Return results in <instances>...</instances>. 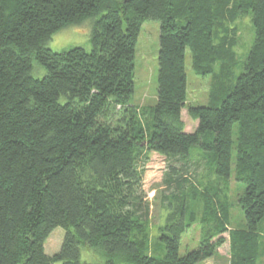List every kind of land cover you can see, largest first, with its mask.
<instances>
[{"label":"trees","instance_id":"trees-1","mask_svg":"<svg viewBox=\"0 0 264 264\" xmlns=\"http://www.w3.org/2000/svg\"><path fill=\"white\" fill-rule=\"evenodd\" d=\"M248 16L255 36L236 76ZM91 19L90 51L48 47ZM148 21L160 23V54L158 102L146 111L131 100ZM188 53L193 71L211 77L208 105L188 107ZM152 154L168 162L164 183L178 194L161 199L162 258L148 246L141 163ZM195 160L214 176L203 188L183 175ZM232 166L245 186L236 203L220 186L229 189ZM233 208L246 229L230 232L231 264H255L264 250V0H0V264H200L224 246ZM194 225L200 245L181 256ZM57 228L64 240L50 256ZM83 250L101 261H83Z\"/></svg>","mask_w":264,"mask_h":264},{"label":"rangeland","instance_id":"rangeland-1","mask_svg":"<svg viewBox=\"0 0 264 264\" xmlns=\"http://www.w3.org/2000/svg\"><path fill=\"white\" fill-rule=\"evenodd\" d=\"M93 25V19L87 20L82 25L67 27L58 33L54 34L48 42V47L55 52H62L68 49L82 47L87 51L91 50L90 35ZM239 48L237 49L239 64L235 70V75L238 76L243 72L246 58L250 52L254 41V28L251 23V17L247 20H242L239 24ZM252 34V35H251ZM252 36V37H251ZM159 54H160V23L157 21H148L144 24L136 49L135 59V94L131 100V105L149 111L155 107L158 102L159 88ZM186 70L188 75V107L194 105H208L211 97L212 81L211 77H203L197 75L192 68L190 54L186 62ZM45 74L42 70L39 74L33 73L35 77L41 78ZM213 80V79H212ZM183 119L187 125L189 132L195 131L197 122L190 119L188 110L183 112ZM200 149L192 148L190 154H199ZM144 169V189L147 195V201L151 204V226L148 238V246L151 253L155 257L165 256L164 245L156 241L159 233L158 226L165 223L164 218L166 213L161 216V199L166 195L175 193L174 186H168L164 183L165 177L169 172L168 162L165 158L152 154L146 163H141V169ZM185 178L198 187L208 185L209 178L214 176L209 174L207 167L203 163L193 162L187 167ZM232 174L229 183V189L223 190L224 185L220 184L225 195H229L232 202L236 203L239 197L244 193L245 186L236 180L234 166H232ZM187 190L188 185H184ZM200 188V187H199ZM221 195V194H220ZM200 213V209L198 210ZM246 224L243 212L237 208L232 209L231 224L228 226V232L223 235L225 244L219 249L215 257L202 262L200 264H231V235L234 230H245ZM261 238L264 240V221L260 226ZM65 231L62 228H57L49 237L46 243V253L50 256L55 255L61 250ZM201 242V228L199 225H194L182 236V245L180 255L185 256L189 252L197 249ZM161 251V254H158ZM83 261L90 263H99L101 260L95 253L82 251ZM255 264H264V250L261 248L260 256L256 259Z\"/></svg>","mask_w":264,"mask_h":264}]
</instances>
